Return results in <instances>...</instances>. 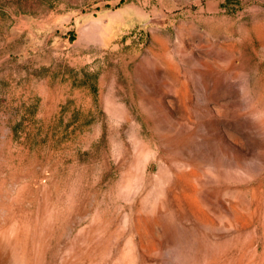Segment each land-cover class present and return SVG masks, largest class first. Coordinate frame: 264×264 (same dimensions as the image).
<instances>
[{
    "label": "rangeland",
    "instance_id": "obj_1",
    "mask_svg": "<svg viewBox=\"0 0 264 264\" xmlns=\"http://www.w3.org/2000/svg\"><path fill=\"white\" fill-rule=\"evenodd\" d=\"M0 264H264V0H0Z\"/></svg>",
    "mask_w": 264,
    "mask_h": 264
}]
</instances>
